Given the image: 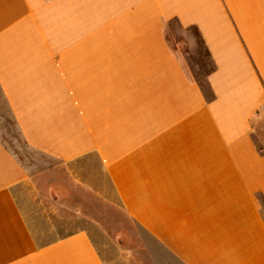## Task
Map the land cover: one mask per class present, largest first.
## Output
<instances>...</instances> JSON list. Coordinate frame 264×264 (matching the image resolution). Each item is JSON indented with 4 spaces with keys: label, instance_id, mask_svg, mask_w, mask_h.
Here are the masks:
<instances>
[{
    "label": "crops",
    "instance_id": "0c3cea01",
    "mask_svg": "<svg viewBox=\"0 0 264 264\" xmlns=\"http://www.w3.org/2000/svg\"><path fill=\"white\" fill-rule=\"evenodd\" d=\"M61 168L164 264H264V0H0V264H107L35 229Z\"/></svg>",
    "mask_w": 264,
    "mask_h": 264
},
{
    "label": "rangeland",
    "instance_id": "374dc122",
    "mask_svg": "<svg viewBox=\"0 0 264 264\" xmlns=\"http://www.w3.org/2000/svg\"><path fill=\"white\" fill-rule=\"evenodd\" d=\"M169 41L173 46L178 42V25H169ZM200 53V52H199ZM185 63L203 66L206 63L205 54L201 51L190 56H182ZM190 66V65H189ZM192 68V67H191ZM193 69L195 78L204 85V69ZM18 142L11 144L22 157L36 156L32 154L20 140L16 131L11 132ZM11 143H13L11 141ZM40 158V157H39ZM44 161V159H41ZM65 169L61 168L51 175L47 173L39 178L42 181V207L37 210L39 227H35L43 240L61 237L80 229L88 230L96 240L107 264H164L163 251L159 246L146 242L144 232L135 226L131 220L119 209L115 196L107 188L105 196L90 195L82 188H60L62 194L57 196L49 193L52 183L62 180ZM69 194H66V193ZM36 211V212H37Z\"/></svg>",
    "mask_w": 264,
    "mask_h": 264
}]
</instances>
